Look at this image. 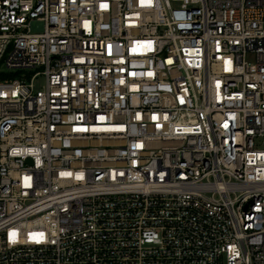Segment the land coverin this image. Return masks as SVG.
Returning <instances> with one entry per match:
<instances>
[{
    "label": "built area",
    "instance_id": "built-area-1",
    "mask_svg": "<svg viewBox=\"0 0 264 264\" xmlns=\"http://www.w3.org/2000/svg\"><path fill=\"white\" fill-rule=\"evenodd\" d=\"M0 264H264V0H0Z\"/></svg>",
    "mask_w": 264,
    "mask_h": 264
},
{
    "label": "rangeland",
    "instance_id": "rangeland-1",
    "mask_svg": "<svg viewBox=\"0 0 264 264\" xmlns=\"http://www.w3.org/2000/svg\"><path fill=\"white\" fill-rule=\"evenodd\" d=\"M32 28V31L34 32H40L43 30V25L41 23H38V22H34L31 26ZM41 83H42V79H40Z\"/></svg>",
    "mask_w": 264,
    "mask_h": 264
},
{
    "label": "snow or ice",
    "instance_id": "snow-or-ice-1",
    "mask_svg": "<svg viewBox=\"0 0 264 264\" xmlns=\"http://www.w3.org/2000/svg\"><path fill=\"white\" fill-rule=\"evenodd\" d=\"M13 235H15V234H13Z\"/></svg>",
    "mask_w": 264,
    "mask_h": 264
}]
</instances>
